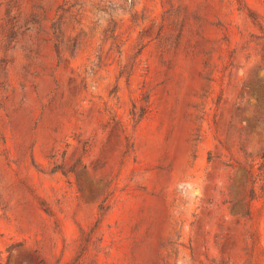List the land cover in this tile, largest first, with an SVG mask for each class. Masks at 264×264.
Masks as SVG:
<instances>
[{
	"label": "rangeland",
	"instance_id": "374dc122",
	"mask_svg": "<svg viewBox=\"0 0 264 264\" xmlns=\"http://www.w3.org/2000/svg\"><path fill=\"white\" fill-rule=\"evenodd\" d=\"M0 264H264V0H0Z\"/></svg>",
	"mask_w": 264,
	"mask_h": 264
}]
</instances>
